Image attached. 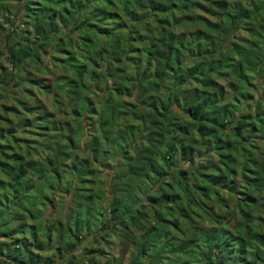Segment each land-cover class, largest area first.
Masks as SVG:
<instances>
[{
  "label": "trees",
  "instance_id": "obj_1",
  "mask_svg": "<svg viewBox=\"0 0 264 264\" xmlns=\"http://www.w3.org/2000/svg\"><path fill=\"white\" fill-rule=\"evenodd\" d=\"M0 264H264V0H0Z\"/></svg>",
  "mask_w": 264,
  "mask_h": 264
},
{
  "label": "rangeland",
  "instance_id": "obj_2",
  "mask_svg": "<svg viewBox=\"0 0 264 264\" xmlns=\"http://www.w3.org/2000/svg\"><path fill=\"white\" fill-rule=\"evenodd\" d=\"M47 214H48V210L45 211V215H47Z\"/></svg>",
  "mask_w": 264,
  "mask_h": 264
}]
</instances>
